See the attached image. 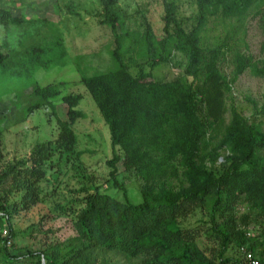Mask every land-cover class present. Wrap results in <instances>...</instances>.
<instances>
[{
	"label": "trees",
	"instance_id": "obj_1",
	"mask_svg": "<svg viewBox=\"0 0 264 264\" xmlns=\"http://www.w3.org/2000/svg\"><path fill=\"white\" fill-rule=\"evenodd\" d=\"M4 1L11 5L2 6ZM30 1L0 0V80L5 85L64 65L57 23L34 12L28 16ZM119 1L98 0L90 15L95 25L110 30L111 65L91 74L81 67L84 56H77L75 65L79 84L108 128L112 157L106 161L107 182L123 191L124 200L98 187L83 188L78 209L66 203L54 210L73 217L75 235L67 245L14 254L18 232L12 218L38 203L45 164L57 153L59 160L78 165L83 154L75 151L73 129L85 117L77 109L82 95H62V83H35L28 94L14 96L19 108L15 121L23 123L44 108L55 116L56 100L66 107L65 120H57L54 143L38 144L28 160L0 170V264H112L98 260L95 250L118 253L135 264H243L241 247L264 264V131L261 122L244 117L230 102L243 73L264 78V59L255 60L246 43L253 19L264 35V0H193L195 14L186 20L174 3L161 0V35L142 12L139 28L131 29L129 23L136 19ZM52 6L59 16L62 8L56 2ZM72 6L64 9L81 17ZM16 7L18 16L13 15ZM223 62L229 75L221 71ZM162 65L179 67L182 74L170 81L154 79L153 71ZM262 101L264 108V92ZM4 121L0 116V134ZM118 163L139 180L140 204L127 201L116 178ZM240 206L245 212L237 216ZM196 209L206 213L207 222L182 224ZM250 226L257 234H251ZM198 229L217 245L216 256L208 257L198 246ZM230 249L236 251V260L224 258Z\"/></svg>",
	"mask_w": 264,
	"mask_h": 264
},
{
	"label": "rangeland",
	"instance_id": "obj_2",
	"mask_svg": "<svg viewBox=\"0 0 264 264\" xmlns=\"http://www.w3.org/2000/svg\"><path fill=\"white\" fill-rule=\"evenodd\" d=\"M62 8L58 16L54 13L53 4ZM178 8V14L183 19H189L195 14L193 0H168ZM66 4H72L81 17L71 16L64 9ZM2 6H10L8 1L1 3ZM119 5L136 19L130 22L131 29H138L140 12H142L157 35H161V16L163 14L161 0H120ZM19 6V4H18ZM25 13L38 18L55 21L63 38L65 48L64 65L55 67L49 71H39L34 78H24L10 84L0 83V116L5 117L2 124L3 131L0 134V170L8 163L18 160H28L32 149L38 144L47 142L54 143L58 135L57 120H65L66 107L59 101H54L55 116L49 108L37 110L29 115L25 122L17 123L15 114L18 105H15L14 96L28 94L29 90L38 84L43 87L49 84L62 83V95L80 94L82 101L77 107L85 114L84 119L78 120L73 129L77 136L75 151L82 152L80 168L76 170L77 164L65 163L58 159V154L44 166L45 176L38 183L39 200L36 205L28 210H20L13 218V231L18 232L13 239V252L21 256L27 250L37 251L45 249L48 244L60 243L67 245L69 239L75 235L73 230V217L58 216L55 208L69 203L78 209V199L83 197L81 190H90L98 187L100 191L106 192L114 199L123 201V191L114 189L111 182H107L109 169L106 161L112 157L110 137L108 128L97 110L93 100L86 89L79 84V73L76 70L75 58L84 56L81 67L88 74L94 71H103L109 63L108 51L112 48V37L110 30L103 26L95 25L91 18L98 9V0H32L29 2ZM16 7L13 15H19ZM140 18V19H139ZM216 32L210 34L214 36ZM3 32L0 30V40ZM246 43L249 53L255 60L264 59V35L259 28L258 20L248 22ZM181 60V59H179ZM221 71L229 75L230 69L221 64ZM135 74V69H131ZM182 74V69L173 65H162L153 71V77L157 80L170 81ZM264 92V78H256L248 71L243 73L233 86L232 102L237 110L246 118L262 123L264 131V108H262V94ZM4 94V95H3ZM253 103L256 104L254 108ZM262 108V109H261ZM262 110V111H261ZM31 165V164H30ZM116 178L126 193L128 202L137 205L142 202L140 195V182L132 173L125 172L121 163L117 164ZM82 175L84 177H82ZM20 194H18V198ZM237 216L245 212V208L238 207ZM206 213L196 209L187 217L182 219V224L195 227L199 222H207ZM208 227V225H207ZM197 228V227H196ZM206 228L205 226L203 229ZM8 228L4 226L3 231ZM200 230V229H198ZM251 234H257V229L250 226ZM1 232V234H2ZM198 246L208 256H216L217 245L212 239H207L205 233H201ZM98 260L107 259L112 264H135L133 260L115 253L95 250ZM224 258L236 260L235 250H227ZM17 264H29L20 261ZM232 264V263H226Z\"/></svg>",
	"mask_w": 264,
	"mask_h": 264
},
{
	"label": "built area",
	"instance_id": "obj_3",
	"mask_svg": "<svg viewBox=\"0 0 264 264\" xmlns=\"http://www.w3.org/2000/svg\"><path fill=\"white\" fill-rule=\"evenodd\" d=\"M7 234H8V231L7 232L3 231L2 232V237L5 238L7 236ZM10 243H11L10 240L7 239L6 245L9 246ZM239 254H240V257L242 259V263L243 264H262L260 262V260L258 258H256L251 252L247 251L245 249V247H241L240 248V253Z\"/></svg>",
	"mask_w": 264,
	"mask_h": 264
}]
</instances>
